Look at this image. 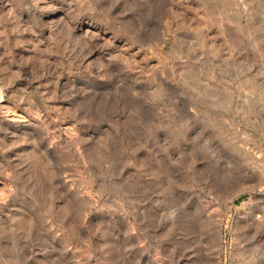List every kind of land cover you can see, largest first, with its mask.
<instances>
[{
	"label": "rangeland",
	"instance_id": "obj_1",
	"mask_svg": "<svg viewBox=\"0 0 264 264\" xmlns=\"http://www.w3.org/2000/svg\"><path fill=\"white\" fill-rule=\"evenodd\" d=\"M0 264H264V0H0Z\"/></svg>",
	"mask_w": 264,
	"mask_h": 264
}]
</instances>
